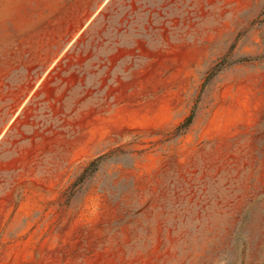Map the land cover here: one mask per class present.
<instances>
[{
  "label": "rangeland",
  "instance_id": "obj_1",
  "mask_svg": "<svg viewBox=\"0 0 264 264\" xmlns=\"http://www.w3.org/2000/svg\"><path fill=\"white\" fill-rule=\"evenodd\" d=\"M38 18L0 66V264H264V0Z\"/></svg>",
  "mask_w": 264,
  "mask_h": 264
},
{
  "label": "crops",
  "instance_id": "obj_2",
  "mask_svg": "<svg viewBox=\"0 0 264 264\" xmlns=\"http://www.w3.org/2000/svg\"><path fill=\"white\" fill-rule=\"evenodd\" d=\"M69 0H0V66L8 72L19 69L14 65L11 55L20 52L17 48L18 38L30 41L33 35L38 36V16L51 14L64 9ZM19 28L20 32L17 31ZM17 31V32H16ZM22 53V52H21ZM59 58L55 55L49 65H53ZM11 76V74H5Z\"/></svg>",
  "mask_w": 264,
  "mask_h": 264
},
{
  "label": "trees",
  "instance_id": "obj_3",
  "mask_svg": "<svg viewBox=\"0 0 264 264\" xmlns=\"http://www.w3.org/2000/svg\"><path fill=\"white\" fill-rule=\"evenodd\" d=\"M188 123V122H187ZM101 157H99V158H97L96 160H94V161H92L91 163H90V165H89V167H93V170L95 169V167H96V165L101 161ZM92 170V171H93ZM91 171V172H92Z\"/></svg>",
  "mask_w": 264,
  "mask_h": 264
}]
</instances>
